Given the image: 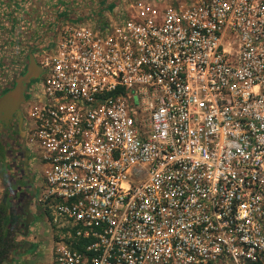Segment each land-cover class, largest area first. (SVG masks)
I'll use <instances>...</instances> for the list:
<instances>
[{
  "label": "built area",
  "instance_id": "obj_1",
  "mask_svg": "<svg viewBox=\"0 0 264 264\" xmlns=\"http://www.w3.org/2000/svg\"><path fill=\"white\" fill-rule=\"evenodd\" d=\"M29 50L48 264H264V0H118Z\"/></svg>",
  "mask_w": 264,
  "mask_h": 264
},
{
  "label": "crops",
  "instance_id": "obj_2",
  "mask_svg": "<svg viewBox=\"0 0 264 264\" xmlns=\"http://www.w3.org/2000/svg\"><path fill=\"white\" fill-rule=\"evenodd\" d=\"M105 5L107 9L111 7L106 3L88 6L77 0H0V64L9 65L13 61L7 53L2 56L7 49L10 55L18 57L19 63L26 64L29 45L33 40L48 35L62 20L97 18ZM29 255L30 251L21 254L11 264H41L27 260Z\"/></svg>",
  "mask_w": 264,
  "mask_h": 264
},
{
  "label": "trees",
  "instance_id": "obj_3",
  "mask_svg": "<svg viewBox=\"0 0 264 264\" xmlns=\"http://www.w3.org/2000/svg\"><path fill=\"white\" fill-rule=\"evenodd\" d=\"M8 65L0 64V93L11 85H4V78L10 73ZM17 78L22 72H17ZM15 80V79H14ZM14 82V81H13ZM17 146L12 151L8 146L0 145V182L2 193L0 195V264H11L15 257L27 253L34 248V243L28 242L24 250L22 244L28 234V226L34 221V217L28 220L30 213L29 204L35 194L32 185L33 178L28 171L25 159L20 154L22 147L21 137L17 138ZM15 152V154H13ZM26 150L25 156L27 157Z\"/></svg>",
  "mask_w": 264,
  "mask_h": 264
},
{
  "label": "rangeland",
  "instance_id": "obj_4",
  "mask_svg": "<svg viewBox=\"0 0 264 264\" xmlns=\"http://www.w3.org/2000/svg\"><path fill=\"white\" fill-rule=\"evenodd\" d=\"M80 4H84V5H88V6H97L100 3H106V4H111V7L108 9H113L114 8V4L118 2V0H77ZM151 3L154 2L156 3V5L158 4L159 6L164 5L166 3H173L176 1H187V0H148ZM106 7V5L104 6V8ZM107 8V7H106ZM14 50H16V48H13ZM24 51L21 52V56L23 58L24 56ZM7 53V54H6ZM10 56L13 61L11 62L14 66L15 65H21V63H19V59L18 57H14L11 54L10 55V50L7 49L5 51L2 52V56ZM19 68H23L24 70V66H20ZM2 193V186H1V182H0V195ZM33 214H35L37 217H34V221L28 226V234L24 237H19V240H25L27 242H31L34 243V248H32L30 251V255H29V259L31 262H38L41 264H48L49 262V245H50V239H49V234L46 233L44 230V225H43V219L41 214L39 215V209H34L31 208ZM32 214V213H31ZM35 260V261H34Z\"/></svg>",
  "mask_w": 264,
  "mask_h": 264
},
{
  "label": "water",
  "instance_id": "obj_5",
  "mask_svg": "<svg viewBox=\"0 0 264 264\" xmlns=\"http://www.w3.org/2000/svg\"><path fill=\"white\" fill-rule=\"evenodd\" d=\"M38 72L39 70L31 54H27L26 65L23 72L17 78H15L13 84L8 89L0 93V121L4 125L8 124V121L15 117V115L19 114V104L24 98L26 83L29 82V80H31L32 78L36 77ZM18 120L21 121L20 117ZM22 147L24 148L23 141ZM25 152L26 149H24V159L25 164H27ZM32 217L33 215L31 214V212L27 214L25 220L26 224L29 223L28 220H31ZM28 244L29 243L24 240L22 248L25 250Z\"/></svg>",
  "mask_w": 264,
  "mask_h": 264
},
{
  "label": "flooded vegetation",
  "instance_id": "obj_6",
  "mask_svg": "<svg viewBox=\"0 0 264 264\" xmlns=\"http://www.w3.org/2000/svg\"><path fill=\"white\" fill-rule=\"evenodd\" d=\"M29 53L31 54L30 50L28 49L27 54H29ZM8 64H9L8 66L11 68V70H10V73H8L6 75V77L4 78V81H3L4 85H12L13 81L16 77V74H18L17 72H23V69L21 70V68H19L21 65H19V66L15 65L14 66L12 63H8ZM26 86H27V83H26ZM8 88H6V89H8ZM5 90H3V91H5ZM25 95H26V90L24 91V97H25ZM19 117H20L19 114L15 115V117L10 119L8 121V124H6V125H4L0 121V145H2V146L3 145L4 146L9 145V147L11 148L12 151H15V149H16L17 142H18L17 138L21 137V139L23 141L24 133H23V129H22V123H21V121L18 120ZM24 149H25V147L24 148L21 147V149H20V154L23 155L22 159H24ZM13 154H15V152ZM26 166H27V164H26ZM32 185H33V182H32Z\"/></svg>",
  "mask_w": 264,
  "mask_h": 264
}]
</instances>
